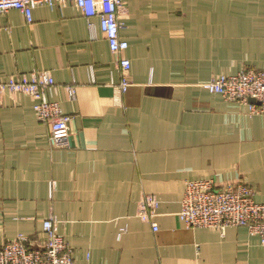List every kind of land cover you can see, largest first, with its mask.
<instances>
[{
	"label": "crops",
	"instance_id": "crops-1",
	"mask_svg": "<svg viewBox=\"0 0 264 264\" xmlns=\"http://www.w3.org/2000/svg\"><path fill=\"white\" fill-rule=\"evenodd\" d=\"M119 21L126 91L97 16L0 14V79L48 73L46 98L71 116L69 145L54 147L36 99L0 94V246L38 240L53 217L76 264H264L247 227L192 228L178 215L198 178L243 180L264 203V114L203 87L264 70V0H125ZM147 194L157 231L140 217Z\"/></svg>",
	"mask_w": 264,
	"mask_h": 264
},
{
	"label": "built area",
	"instance_id": "built-area-1",
	"mask_svg": "<svg viewBox=\"0 0 264 264\" xmlns=\"http://www.w3.org/2000/svg\"><path fill=\"white\" fill-rule=\"evenodd\" d=\"M125 0H0V14L10 10L20 11L28 23L33 21L36 7L51 8L72 6L90 19L97 16L110 50L119 56L122 90L130 86L131 62L124 56L129 47L120 34L122 23L119 12ZM54 80L48 73L32 78L10 77L0 79V94L23 93L36 99L35 111L41 122L50 126L49 141L54 147L69 145L71 116L64 113L58 101H49L45 88ZM212 93L222 95L225 100L240 102L249 106L253 114H264V70L248 68L235 75L221 74L203 84ZM255 98L258 103H250ZM252 188L243 180L234 185L220 188L214 178H198L185 182L182 206L178 215L192 228H213L224 232L231 226L247 227L253 235L259 236L264 247V203L257 202ZM159 201L154 194H147L142 201V220L151 222L154 231L159 230L155 221ZM0 264H76L73 250L58 231L53 217L44 221L41 237L32 240L20 235L0 246Z\"/></svg>",
	"mask_w": 264,
	"mask_h": 264
},
{
	"label": "water",
	"instance_id": "water-1",
	"mask_svg": "<svg viewBox=\"0 0 264 264\" xmlns=\"http://www.w3.org/2000/svg\"><path fill=\"white\" fill-rule=\"evenodd\" d=\"M249 102H250V103H258V104H260V102L257 101L255 98H250V99H249Z\"/></svg>",
	"mask_w": 264,
	"mask_h": 264
}]
</instances>
